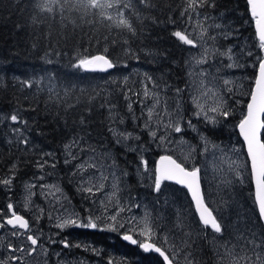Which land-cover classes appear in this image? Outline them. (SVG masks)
<instances>
[{
  "label": "snow or ice",
  "instance_id": "snow-or-ice-1",
  "mask_svg": "<svg viewBox=\"0 0 264 264\" xmlns=\"http://www.w3.org/2000/svg\"><path fill=\"white\" fill-rule=\"evenodd\" d=\"M32 2L36 13L33 23L48 16L58 17L65 22L69 15L75 14L77 19L73 23L83 20L95 26L97 22H104L113 30H126L130 36L138 34L137 21L141 19L142 9H138L134 15L132 11L134 6L139 4L147 9L157 6L154 0H32ZM174 6L177 12L170 18V23L175 29L171 35L180 44L195 49L198 53L185 62V75L188 77L185 80L186 86L184 88L176 86L173 89L164 82L161 87L158 81L145 73L144 81L141 83L142 92L132 93V89L128 88L123 93L126 101L130 100L128 93L142 97L141 115L134 116L133 119L142 121L138 127H141L158 145L170 142L172 134H181L185 128L197 130L191 119L184 120L181 116L179 102L174 101L170 106L167 100H162L161 93L167 95L165 92L167 89L169 92L174 91L176 97L187 95L193 108V116L204 123L216 125L221 119L227 120L231 115L227 99L233 92L234 81L226 78L227 70L245 67L239 62L240 56L233 46L220 43L232 38L233 29L227 27L225 23L216 22L208 13L209 8H215V0H178ZM174 6L169 5L167 12H172ZM246 11L255 28L258 41L255 47H258L259 51L254 53L251 49H240L241 55L252 58L254 84L248 93L246 110L237 127L246 149L253 185L252 196L258 219L264 224V0H246ZM124 43L127 44V41ZM123 51L126 56L134 55L130 46ZM47 62L52 61L49 59ZM119 66V62L110 57L107 49L99 54L78 56L73 64V67L87 72H108ZM51 79L49 77V80ZM127 80L128 77L125 76L124 81ZM41 83L42 79L22 81L23 86L29 89L39 87ZM49 92L50 97L54 95L59 102L58 106L64 108L66 112L77 106L67 98L66 91L63 94L55 92L50 85ZM144 100H149L150 103L145 105ZM114 108V104H108L110 113ZM127 108L129 113L133 111L131 102L128 103ZM0 120H7L15 126L11 132L15 137V143L23 146L27 151L31 144L28 121L15 111L7 117H0ZM118 122L124 121L119 119ZM79 124H86L83 116L80 117ZM109 131L111 132L112 129L109 128ZM201 139L203 141L201 154L207 155L211 151L213 157H216L213 149L218 146L213 145L210 148L207 137L201 136ZM133 140L141 141V136L134 135L133 132L121 131L114 143L121 144ZM63 147L65 152L63 163L72 166V175L79 181L76 190L89 203V207L82 210L87 215H81L75 210L70 211L68 205L62 203V199L67 200V197L63 196V189L56 184L44 183L46 175H50L45 169H55L57 162L51 159L54 156L53 152L43 153L34 162L39 175H34L23 183L22 204L17 205L9 198L6 205L0 208V247L4 250V255H0V264H30L32 261L35 264L41 262L48 264L51 245L59 244L64 249L81 248L80 244H72L67 239L58 241L55 238L67 228L106 231L125 229L122 236L124 241L138 245L145 252L157 253L162 258V264H180V259H183L185 264H202V259H198L200 254L195 250L196 246L192 243L191 235L185 233L183 228H181V236L186 237L181 240L184 244L183 248L176 240H170L165 234L166 225L160 220L163 208L160 207L159 197L167 186L166 182H173L187 189L195 207L198 223L204 230L210 229L214 234V259L217 264H264V233L257 234L254 229L238 230L239 239L231 233L227 239L225 238L228 226L224 222V216L220 214L223 208L213 209L205 203L199 167H188L184 160L178 162L171 154H165L159 156L154 168H150L148 160L141 152L140 144L132 148L129 143L128 150L139 154L138 169L150 174L152 183L148 187L157 196L149 207L126 192L123 177L128 173L123 169L118 170L114 160L109 163L107 156L97 155L96 148L89 145L84 137L74 136ZM196 151L197 148L191 147L189 158ZM224 170L230 175L234 172L238 180L243 179L234 161L229 162ZM18 172L19 165L12 162L6 172L0 173V186L11 192ZM228 182L224 181V183ZM37 188L46 199L49 196L53 198L49 200L50 209L37 208L34 205L32 197L37 195L34 191ZM68 203L70 204V201ZM224 204L227 206L226 201ZM21 207L25 213L33 214H22ZM141 210V215L137 217L136 211ZM45 217L51 222V227L58 230L49 236H45L41 228H34V225L39 224ZM178 227L180 224H173L172 232L174 233L175 228ZM3 230H7L9 239H5ZM141 237L143 240L140 239ZM216 241L219 243L217 244ZM92 251L96 252L95 249ZM56 256L59 257L60 253H56ZM108 264H113V261L109 259Z\"/></svg>",
  "mask_w": 264,
  "mask_h": 264
},
{
  "label": "trees",
  "instance_id": "trees-1",
  "mask_svg": "<svg viewBox=\"0 0 264 264\" xmlns=\"http://www.w3.org/2000/svg\"><path fill=\"white\" fill-rule=\"evenodd\" d=\"M154 2L157 6L151 9L143 8L139 4L134 6L132 10L134 15L138 9H142L141 19L137 21L138 34L130 36L126 30H113L104 22H97L95 26L83 20L73 23L77 19L75 14L69 15L65 22L58 17L48 16L33 23L36 13L32 0H0V117H7L14 111L18 112L28 121L30 130L28 135L31 140L28 150L25 151L23 146L15 143V137L11 134L15 126L7 120H0V173L6 172L12 162L19 165L14 190H19L23 183L34 175H39L34 167L36 159L45 152H53L54 156L51 159L57 162L54 169L55 179L76 201L75 183L68 173L70 166L63 163L65 153L63 146L72 137L80 135L97 151L107 153L111 161L116 162L118 170L123 169L128 173L123 177V185L127 192L133 196L157 198L148 187L149 179L137 172L139 154L128 150L129 143L132 148L140 144L141 152L148 160L150 168L155 167L156 159L162 155V146H156L157 143L138 127L142 121L133 119L134 116L141 115L142 97L132 93L142 92L141 83L144 81L145 73L158 81L161 87L167 82L173 89L176 86L184 88L187 80L185 62L190 49L171 35L175 29L170 23V18L177 12L174 5L178 0ZM169 5L174 6L170 13L167 12ZM215 5V8L208 9V13L216 22L225 23L227 27L233 29L232 38L220 43L235 48L248 74L245 97L237 107L232 101L228 103L229 110L231 108L233 112L227 120L221 119L220 124L215 127L206 124L201 127L202 121L193 116V108L187 95L181 96V101L176 99L174 91L169 92L166 89L167 95L165 93L161 95L173 98V102L178 101L180 109L186 113L184 119H191L196 124L198 132L209 141L222 145L234 138L240 142L236 127L245 112L248 93L254 83V68H248L252 64V58L241 55L240 49H251L254 53L259 49L255 47L258 41L253 23L246 11V0H215ZM113 16L115 19V13ZM156 20L159 22H154ZM129 46L134 53L132 56H126L123 51ZM104 49H107L111 58L119 62V67L108 72H87L73 67L78 56L99 54ZM49 59L51 63L47 62ZM125 76L128 77L126 82ZM49 77L52 79L49 80ZM38 79H42L39 87L29 89L22 84L24 80ZM50 85L55 92L63 94L66 91L67 98L77 106L67 112L59 107L56 97L54 95L50 97ZM128 88L132 89V93H128L130 100L126 101L123 93ZM129 102L133 106L131 113L127 108ZM109 103L115 105L111 113L108 110ZM143 103L149 104L147 100ZM81 116L86 120L85 125L79 124ZM119 119L124 122L119 123ZM109 128L112 129L111 132ZM121 131L140 135L141 141L115 144L114 141ZM190 134L188 130L182 133L186 139L199 147V140H192ZM48 170L53 171L46 168L45 172L48 173ZM247 177L239 193L250 208L260 233H264L252 196L250 175ZM166 184V190L170 188L178 197L179 205L182 206L181 199L185 201L186 198V205L192 210L185 190L171 183ZM203 192L207 202L204 185ZM13 194L14 191L8 195L0 186V207L4 206L9 198L15 199L16 195ZM194 220L198 227L203 229L197 217H194ZM203 231V235L194 241L195 250L200 254L198 259H202V264L210 262L215 264L212 246L207 238L208 232L211 231L209 229ZM74 234L73 230H64L60 236L75 244L80 238L76 239ZM102 234L91 233L88 238L83 237L82 242L92 244L98 251L102 250V254L120 261L121 264H162L161 257L140 250L138 245H129L120 238L115 251L116 244L112 242L109 233ZM98 235L99 238L96 237ZM74 250L78 248L74 247Z\"/></svg>",
  "mask_w": 264,
  "mask_h": 264
},
{
  "label": "rangeland",
  "instance_id": "rangeland-1",
  "mask_svg": "<svg viewBox=\"0 0 264 264\" xmlns=\"http://www.w3.org/2000/svg\"><path fill=\"white\" fill-rule=\"evenodd\" d=\"M197 54L198 53L195 49H190L186 61H188L193 55H197ZM239 62L241 63V60H239ZM250 67H252V64L248 68ZM221 71L222 73L224 72L222 66H221ZM226 78H230L234 81L232 85L233 92L229 94V98L227 99V104L230 101H232L234 103V106L237 107L240 105L241 100L245 97V93L247 90L248 74L247 72H245V67L233 68L227 70ZM161 98L162 100H167L170 106L173 104V98L167 97L165 95H161ZM176 99L181 101L180 97H177ZM147 101L150 103L149 100ZM230 112L232 113L233 109L230 108ZM180 114L181 116L183 115V119H184L186 113L183 112V109H180ZM184 120H188V119H184ZM204 124L209 125L211 127H215L218 126L220 123L216 125H212L209 123H204L202 121V124H200L201 127H204ZM196 129H197L196 131H193L190 128H185V130H188L191 133L190 136L192 140H196V139L199 140V147H197L195 143H193L191 140L186 139L182 135V133L172 134L170 136V142H166L163 145H161L162 146L161 154L162 155L171 154L175 159L178 160V162L180 160H184L186 166L188 167L197 166L201 169V176H202L204 189L206 190V198L208 204L213 209L223 208V211L220 214L224 216V222L228 226V231L225 233L226 239L228 238L229 233L235 236L236 239H239L238 230L254 229L257 234H260V231L257 226V222L254 219V216L251 213L250 208L243 201V198L239 193L240 188H242L243 185H245V182L247 181L248 178L247 176H249L248 162L244 153L242 142L241 141L238 142L237 139L234 138L226 144L216 145L208 140L210 148H212L213 145L218 146L217 148L213 149L216 152V157H213L211 151L207 155H202L201 154V146L203 143L201 139L202 135L198 132L197 126ZM156 146H158V144ZM191 147L197 148V151L195 153H192L191 158H189ZM233 149L235 151H233ZM101 154L107 156L108 162L109 163L111 162V158L107 153L102 151H97V155H101ZM64 158H65V153H64ZM231 161H234L235 164L238 166V170L241 171L243 179L238 180L234 172L230 175L227 171L224 170L227 164ZM69 166L70 167L68 168L69 170L68 173L72 178L73 182L75 183L74 190L76 193L74 192V197L76 201L70 195L67 194L64 188L61 186V183L55 179L56 173L54 169L53 171L48 170V173H50V175H46L44 183L56 184L59 187H61L63 189V196L67 197V200L62 199V203L67 204L70 211L75 210L79 212L81 215H87L86 212L81 211V207L82 210L87 209L89 207V203L85 201L82 198V194L76 190V186L79 181L77 177H74L72 175V166L71 165ZM137 170L139 175H142L143 177L146 176L149 179L150 184L152 183L151 179L149 178L150 174H145L139 169ZM225 180L229 182L224 183ZM2 189L3 191L5 190L8 195H11L12 192L14 191L13 195H16V198L13 199L12 201L17 205L22 204L24 199L23 185L19 190L18 189L14 190L13 188L11 192H8L3 187ZM34 191L37 192V195L32 197L34 205L37 208H45L46 210L50 209L51 205L49 204V200L53 198L49 196L46 199L45 196L40 193V190L38 188L35 189ZM178 192H180V190H178ZM131 196L138 199L140 202L149 205V207L151 206V202L157 199V198L148 199L145 196H141V195L139 196L131 195ZM159 199L161 201L160 207L163 208V213L160 217V220L162 224L166 225L165 234L169 236L170 240H176L177 244L181 248L184 247V244L181 243V240L186 239V237L181 236V228L184 229L185 233L191 235L192 243H194L196 238L201 237V235H203L204 233L203 229H201V227H198V225L196 224L197 222L194 220V217L196 216L192 204L190 203L192 208L191 210L186 205L187 202L186 198L185 201L181 199L182 200V206H181L179 205V202H177L178 197L174 193H172V190L170 188H168L167 190L166 188H164L163 194L159 197ZM69 201L70 204L68 203ZM225 201L227 202V206H225L224 204ZM4 206L0 208H3ZM109 207H111V205H109ZM21 212L27 215L33 214L31 212L25 213V210L22 207H21ZM141 212L142 210L136 211L137 217L141 215ZM53 214L55 215V213ZM214 214L216 213L214 212ZM177 223L180 224V227L175 228L173 233L172 226L173 224H177ZM34 228H41L45 236L52 235L53 232L58 231L57 229L51 227V222L46 217L41 219L39 224L34 225ZM65 230H71V231L73 230L75 232L74 235L76 239L80 238L79 241L76 242L75 244H80L81 248H78V250H74V247L69 249H64L59 244L51 245L49 247V252H52L51 255L53 256V259L52 260L49 259L48 264H81V262L82 264H108L109 259L113 261V264H121L120 261H115L112 257L109 258L108 255L102 254V250L98 251L97 249H95V247H93L92 244L88 245L87 244L88 242L83 243L82 240L83 237L88 238L89 235H91V233H97V234L103 233L102 235L109 233L110 237L113 239L112 242L116 244L114 247V250L116 251L117 249L116 246L118 245V238L122 239L125 229H119L117 231H106L100 229L67 228ZM3 233L5 234V239L10 238V236L7 235V230H3ZM211 233L212 232H208L207 238L208 241H210L214 255L215 254V248L213 247L214 234ZM96 237L99 238V235ZM55 238L58 241L61 239H66L64 237H61L60 234ZM140 239L143 240V237H141ZM67 240L70 241L69 239ZM18 242L19 241H17V243ZM216 243L218 244L219 242L216 241ZM56 246H58V248H56ZM85 248H87V250H85ZM92 249H95L96 252L92 251ZM139 249L143 250L141 248ZM56 253H60V256L57 257ZM0 255H4L3 247H0ZM120 256L121 255L119 254L118 257ZM178 259L180 258L178 257ZM180 262L182 264H185V261L183 259H180ZM30 264H35V262L32 261L30 262ZM215 264H217V261H215Z\"/></svg>",
  "mask_w": 264,
  "mask_h": 264
},
{
  "label": "water",
  "instance_id": "water-1",
  "mask_svg": "<svg viewBox=\"0 0 264 264\" xmlns=\"http://www.w3.org/2000/svg\"><path fill=\"white\" fill-rule=\"evenodd\" d=\"M253 28H254V25H253ZM254 32H255V28H254ZM255 37H256V35H255ZM256 39H257V37H256ZM110 71V70H109ZM254 84V83H253ZM248 102V101H247ZM245 110H246V108H245ZM239 123V122H238ZM238 125V124H237ZM236 131H237V133H238V137H239V139H240V141L242 142V145H243V149H244V153H245V156H246V149H245V146H244V143H243V139H242V137L240 136V134H239V129H238V127H236ZM159 159V157L156 159V161ZM246 159H247V162H248V158H247V156H246ZM249 175H250V171H249ZM250 181H251V175H250ZM169 183H173V182H169ZM173 184H175V183H173ZM176 185V184H175ZM178 187H181V188H183L182 186H180V185H177ZM251 186H252V189H253V185H252V183H251ZM201 187H202V181H201ZM185 189V188H184ZM202 190H203V187H202ZM185 191L187 192V194H188V197H189V199H190V201H191V198H190V194L188 193V191H187V189H185ZM191 203H192V206H193V209H194V212H195V214H196V211H195V207H194V204H193V202L191 201ZM205 203H206V201H205ZM255 203V202H254ZM207 204V203H206ZM215 215V214H214ZM196 216H197V214H196ZM262 227H263V230H264V224H262ZM122 240H123V238H122ZM124 241V240H123ZM125 243H127V244H129V245H132L130 242H128V241H124ZM132 246H136V245H132ZM148 253H151V254H154V255H157V256H159L157 253H155V252H148ZM162 259V258H161Z\"/></svg>",
  "mask_w": 264,
  "mask_h": 264
},
{
  "label": "flooded vegetation",
  "instance_id": "flooded-vegetation-1",
  "mask_svg": "<svg viewBox=\"0 0 264 264\" xmlns=\"http://www.w3.org/2000/svg\"><path fill=\"white\" fill-rule=\"evenodd\" d=\"M185 192H186V191H185ZM186 193H187V192H186ZM187 195H188V194H187ZM22 214H23V213H22ZM210 231H211V230H210ZM211 232H212V231H211ZM56 248H58V246H56ZM51 253H52V252H49V254H50V258H49V259L52 260V259H53V256L51 255ZM180 264H182V263L180 262Z\"/></svg>",
  "mask_w": 264,
  "mask_h": 264
}]
</instances>
